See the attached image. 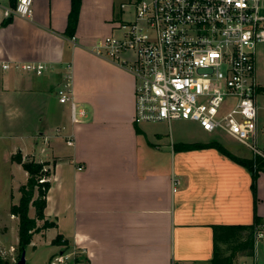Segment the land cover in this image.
<instances>
[{
	"label": "crops",
	"instance_id": "obj_1",
	"mask_svg": "<svg viewBox=\"0 0 264 264\" xmlns=\"http://www.w3.org/2000/svg\"><path fill=\"white\" fill-rule=\"evenodd\" d=\"M126 1L81 0L71 38L72 0H34L32 18L6 16L17 0H0V129L10 125L13 139L28 138L10 147L11 179L23 177L12 192L29 178L14 154L56 160L45 209L56 227L36 232L29 247L32 255L38 246L56 248L47 264L65 253L66 264H213L215 226L252 225L256 216L264 226V171L254 186L251 172L216 148L185 147L217 141L166 143L149 127L155 123L135 122L134 76L91 51L120 33ZM17 63L52 69L36 76L15 70ZM68 64L74 98L88 111L78 124L55 96ZM58 128L65 133L55 135ZM69 133L74 146L66 143ZM20 197L11 194L10 208ZM18 225L10 213L0 246L11 233L19 243ZM59 235L66 245L55 243ZM232 264H264V238H254L252 256L238 252Z\"/></svg>",
	"mask_w": 264,
	"mask_h": 264
},
{
	"label": "built area",
	"instance_id": "obj_2",
	"mask_svg": "<svg viewBox=\"0 0 264 264\" xmlns=\"http://www.w3.org/2000/svg\"><path fill=\"white\" fill-rule=\"evenodd\" d=\"M34 0H17L6 16L32 18ZM132 21H122L119 35L107 36L91 51L130 72L136 80L135 122L169 125L184 120L209 133L221 131L264 159L257 147L260 84L257 49L264 44V0H127ZM9 69V65H4ZM15 70L43 76L52 66L17 63ZM70 106L73 124L87 109L76 102L72 66L56 91ZM65 128H58L61 136ZM74 146V134L65 136ZM180 181L174 179V191ZM264 238V226L255 232ZM62 254L50 264H66Z\"/></svg>",
	"mask_w": 264,
	"mask_h": 264
},
{
	"label": "rangeland",
	"instance_id": "obj_3",
	"mask_svg": "<svg viewBox=\"0 0 264 264\" xmlns=\"http://www.w3.org/2000/svg\"><path fill=\"white\" fill-rule=\"evenodd\" d=\"M127 2V1H126ZM125 2V3H126ZM124 3V4H125ZM134 18V10L132 8H126L123 10L122 20L123 21H132ZM119 35L118 33L115 36ZM257 78L260 86L264 87V44L259 45L257 49ZM65 72V71H64ZM56 100L57 94H55ZM257 105H258V135H257V147L264 152V92H259L257 97ZM149 127L152 128L153 131L163 134V141L166 143L178 144V143H191V142H210L217 141L221 143L224 147L229 149L230 151L248 158L243 159H253L255 158V154L247 149L244 145L236 141L230 135L223 133L221 131H217L214 133L205 132L198 123L192 121H184L177 120L173 121L171 125L165 122L149 124ZM10 130V125L7 127H1L0 129V232L3 227L10 224V213L9 208L11 205V194L16 198L21 196L18 193V189L12 192L14 189L15 183L17 180L23 179L20 173H16V180L11 179L10 173L12 169L10 168V147L11 146H23V143H27V139H19L14 138L12 132ZM2 136V138H1ZM12 137V138H10ZM34 140H38L37 138ZM17 154V153H16ZM14 154L13 157L16 155ZM22 154V153H21ZM23 156V161H35L37 163L43 164V171L48 175L42 177L40 182H50V176L53 168V164L55 163V159L52 157L45 156H32L27 155ZM51 222L50 220H48ZM19 220L17 219V223ZM40 231L46 230L42 229V225L44 221L40 222ZM38 231V232H40ZM1 234V233H0ZM15 236L10 234V236H6L5 243L6 248L2 245L0 246V257L4 262H8L9 264H15L21 256V252L19 249L17 242V234L16 239ZM16 241V242H15ZM66 242H60V244H64ZM58 252L56 248L52 246H38L35 251V254L32 255L31 247L26 248V260L27 264H47L48 259L51 255Z\"/></svg>",
	"mask_w": 264,
	"mask_h": 264
},
{
	"label": "trees",
	"instance_id": "obj_4",
	"mask_svg": "<svg viewBox=\"0 0 264 264\" xmlns=\"http://www.w3.org/2000/svg\"><path fill=\"white\" fill-rule=\"evenodd\" d=\"M80 4L81 0H72V10L67 31L71 38L74 37L72 33L76 28ZM15 6L16 3H14V7ZM261 91L264 92V87L262 86L259 88V92ZM185 147L187 149L216 148L233 161L246 167L252 174L254 186L258 173L260 171H264V159L261 156H255V158L250 160L238 158L229 153L224 146L218 142L190 144ZM13 161L21 164L23 169L29 175L27 183L19 189L21 194L19 203L13 204L10 208V213L19 220L18 246L22 254L23 250H26V248L31 244L34 234L41 230L39 221H44L42 229L56 227V223L49 222L45 215L47 195L50 190L51 183L40 182L43 176L48 175L43 171L44 165L35 161H23V156L19 152L13 157ZM31 208H34L35 210L34 217L30 215ZM262 223L261 219L256 216V221L252 225L215 226V254L213 264H232L233 257L238 252H243L248 256H252L254 254L255 232ZM62 239V236L59 235L56 238L55 243H60ZM0 264L9 263L4 262L0 257Z\"/></svg>",
	"mask_w": 264,
	"mask_h": 264
},
{
	"label": "water",
	"instance_id": "obj_5",
	"mask_svg": "<svg viewBox=\"0 0 264 264\" xmlns=\"http://www.w3.org/2000/svg\"><path fill=\"white\" fill-rule=\"evenodd\" d=\"M15 264H27L26 250H23L20 259Z\"/></svg>",
	"mask_w": 264,
	"mask_h": 264
}]
</instances>
